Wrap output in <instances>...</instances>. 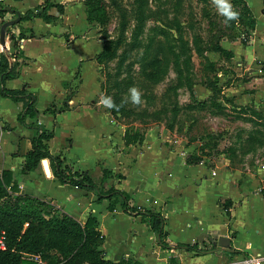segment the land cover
<instances>
[{"label":"crops","instance_id":"0c3cea01","mask_svg":"<svg viewBox=\"0 0 264 264\" xmlns=\"http://www.w3.org/2000/svg\"><path fill=\"white\" fill-rule=\"evenodd\" d=\"M51 1L61 4L63 11L51 6L48 13L55 17L49 20L20 16L7 28L4 45L0 42V55L17 51L19 60L18 74L6 79L5 87L18 89L26 83L36 96L35 114H25L20 122L22 102L0 95V175L3 169L12 171L22 192L51 202L82 224L94 216L102 236L99 248L106 258L133 257L141 264H245V256L264 255V179L263 162H259L264 139L249 138L257 126L240 127L230 135L229 151L218 147L215 173L200 158L191 159L194 144L186 135H178L173 144L156 132L155 138L125 143L96 99L100 87L96 56L101 44L93 28L87 26L75 0ZM243 1L254 19L250 39L228 42L223 48L245 73L240 82L251 85L249 90L233 92L235 117L251 116L246 121L264 125V0ZM43 3L0 0V5L14 8L0 15V24L16 17V11L22 15L28 9H41ZM256 59L262 62V74ZM251 100L259 104H244ZM64 102L67 108L59 111ZM50 105L57 111L47 110ZM211 105L214 114L226 109L216 99ZM204 106L207 109V101ZM31 122L53 129L50 152L59 154L73 169L87 170L102 190L114 186L128 194L130 204L159 211L169 247L159 244L158 233L141 215L123 210L120 196L109 209L111 199H99L95 188L59 181L47 157L48 173L41 161L23 171L25 154L36 134L28 125ZM105 169L110 171L106 176ZM220 236L228 238L226 247L219 245ZM179 242H197L199 250L177 248Z\"/></svg>","mask_w":264,"mask_h":264},{"label":"rangeland","instance_id":"374dc122","mask_svg":"<svg viewBox=\"0 0 264 264\" xmlns=\"http://www.w3.org/2000/svg\"><path fill=\"white\" fill-rule=\"evenodd\" d=\"M75 1L101 44L96 99L100 109L109 112L118 135L144 140L155 138L156 132L172 144L178 135H186L194 144L190 156L199 157L211 170L217 169L218 147L229 151L230 135L240 127L255 125V135L249 138L264 139L263 124L246 121L251 116L235 117L233 92L249 90L251 85L240 82L245 73L235 58L219 49L228 42L250 39L252 17L241 0ZM228 11L238 17L230 19ZM256 63L262 67L260 60ZM132 88L140 93L139 103L132 100ZM106 98L113 107L103 103ZM215 99L226 106L225 111L214 114L209 109ZM201 100L208 102V110L201 109ZM258 102L244 104L249 107ZM260 154L259 162L264 163ZM50 251L62 256L60 249Z\"/></svg>","mask_w":264,"mask_h":264},{"label":"trees","instance_id":"16d2710c","mask_svg":"<svg viewBox=\"0 0 264 264\" xmlns=\"http://www.w3.org/2000/svg\"><path fill=\"white\" fill-rule=\"evenodd\" d=\"M243 2V5L245 2ZM57 6L59 12L63 7L59 3H53L51 0H44L41 9L26 10L21 19L33 17H43L51 19L55 16L48 13L51 6ZM246 8H248L245 5ZM10 6L0 5V15L6 10H13ZM143 14L139 15V20ZM254 24L252 18L251 26ZM140 22L137 24V29ZM35 36L33 32L29 34ZM24 37L25 35H22ZM219 49L228 56L231 52L222 46ZM103 51L101 50L96 59H99ZM17 51L13 53H2L0 55V95L11 97L14 100L22 102V109L18 114V120L24 122V115L33 116L36 112L34 103L35 94L28 89L25 83L21 88H7L4 82L8 78L15 77L18 74ZM10 57H13L11 59ZM263 69V68H262ZM201 108H204L205 102L200 101ZM217 107L219 103L216 104ZM51 106V105H50ZM47 107V110L56 112L55 108ZM67 108L66 102L58 109ZM36 129V134L31 138V148L25 154V162L22 170H31L36 168L42 158L47 157L53 170V174L62 183H69L86 188H95L98 198L108 197L111 199L108 205L113 209L116 196L121 198L123 210L129 214L141 215L147 220L150 228L158 233L159 244L163 247H169L166 242V231L164 229V217L159 211L144 208L140 205L130 204L128 194L114 186L108 190H102L89 175L87 170L73 169L70 165L63 162L59 154H52L49 150V139L53 136V129H48L37 122L28 123ZM125 143L141 141L139 139H128L123 136ZM193 161L199 160V157H191ZM190 161V160H189ZM110 171L103 170L106 176ZM5 236V248H0V264H31L30 254L39 253L46 264H141L133 257H121L118 259L106 258L103 250L99 248L102 236L97 228V220L89 215L82 224L72 215L60 211L54 204L38 196L22 192L19 189L17 181L13 178L12 171L3 169L0 175V235ZM177 248L187 250L197 249V242L176 243ZM51 249L62 250V256H56ZM239 252V250L234 249Z\"/></svg>","mask_w":264,"mask_h":264},{"label":"built area","instance_id":"2783aa9c","mask_svg":"<svg viewBox=\"0 0 264 264\" xmlns=\"http://www.w3.org/2000/svg\"><path fill=\"white\" fill-rule=\"evenodd\" d=\"M22 40V39H21ZM259 71H261V67H258ZM260 167L263 169V175H264V164L261 163ZM212 173H215L214 170H212ZM0 248H5V236L4 234L0 235ZM32 258L31 264H46L45 260L42 258V256L39 253H32L30 254ZM242 262L245 264H264V255L257 254L253 256H245L242 259Z\"/></svg>","mask_w":264,"mask_h":264},{"label":"water","instance_id":"95a60500","mask_svg":"<svg viewBox=\"0 0 264 264\" xmlns=\"http://www.w3.org/2000/svg\"><path fill=\"white\" fill-rule=\"evenodd\" d=\"M16 14H17L16 17L8 19V20H5V21H3L0 24V42H1L2 45H4L5 34H6V31H7V28L10 25L16 23L20 19L21 13L19 11H16ZM46 160H47L46 158H42L41 162L43 164L45 172L48 173L49 169H48ZM218 243H219V245L226 247L229 244V240H228V238L226 236H220L219 240H218Z\"/></svg>","mask_w":264,"mask_h":264},{"label":"clouds","instance_id":"9594fccd","mask_svg":"<svg viewBox=\"0 0 264 264\" xmlns=\"http://www.w3.org/2000/svg\"><path fill=\"white\" fill-rule=\"evenodd\" d=\"M217 2H220V0H217ZM227 15L230 19H236L238 17V13L236 12H232V11H228ZM131 94H132V100L136 103L140 102V93L136 88H132L130 89ZM103 103L107 106V107H113L112 101L110 98H106L104 99Z\"/></svg>","mask_w":264,"mask_h":264},{"label":"bare ground","instance_id":"6f19581e","mask_svg":"<svg viewBox=\"0 0 264 264\" xmlns=\"http://www.w3.org/2000/svg\"><path fill=\"white\" fill-rule=\"evenodd\" d=\"M47 161V160H46ZM47 163V166H48V161L46 162ZM48 169H49V167H48Z\"/></svg>","mask_w":264,"mask_h":264}]
</instances>
